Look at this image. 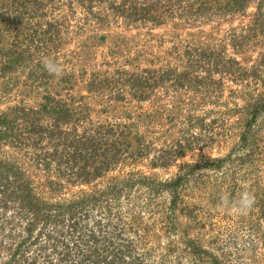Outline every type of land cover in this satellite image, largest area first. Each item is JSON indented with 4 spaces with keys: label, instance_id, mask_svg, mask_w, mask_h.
Instances as JSON below:
<instances>
[{
    "label": "trees",
    "instance_id": "trees-1",
    "mask_svg": "<svg viewBox=\"0 0 264 264\" xmlns=\"http://www.w3.org/2000/svg\"><path fill=\"white\" fill-rule=\"evenodd\" d=\"M213 1L208 6V0H191L181 16L216 12L218 6L228 14L241 13L255 3L242 39L232 32L227 42L189 39L175 44L172 52L182 56L184 71L166 66L141 74L113 68L115 51L100 62L106 69L83 76L85 86L95 92L123 81L143 98L156 81L194 93L191 106L213 104L204 115L191 107L187 125L213 132L199 143L203 147L232 138L230 151L184 161L170 177L159 179L125 168L126 161L143 157L154 144L126 123L91 121L87 95L72 93L78 83L68 67L60 76L50 75L42 60L59 54L77 27V32L87 31L79 33L82 40L105 39L104 27L152 24L158 12L174 13L175 1L0 0V71L22 66L29 70L30 83L46 89L37 104L22 99L0 111V264L238 263L235 252L247 248V241L241 248L235 243L246 236L248 226L259 232L264 228V175L242 173L264 169V57L253 64L237 58L252 38L264 35V0ZM197 4L203 12L195 10ZM228 45L232 54L224 51ZM230 81L240 88L228 85ZM225 91L232 102L244 103L208 119L225 105ZM172 107L180 113L176 104ZM232 112L237 113L233 120ZM196 144L178 138L169 147L155 146L151 164L170 166ZM223 168L230 169V188L217 176ZM244 190L253 194L251 209L236 215L241 219L215 221L214 211L224 198L233 202ZM94 206L100 209L93 215Z\"/></svg>",
    "mask_w": 264,
    "mask_h": 264
},
{
    "label": "rangeland",
    "instance_id": "rangeland-1",
    "mask_svg": "<svg viewBox=\"0 0 264 264\" xmlns=\"http://www.w3.org/2000/svg\"><path fill=\"white\" fill-rule=\"evenodd\" d=\"M174 1L172 4L174 13L171 11H168L166 14L158 12L156 20L152 24L133 22V24L128 25L122 22H116L107 28L104 27L102 31L105 34V39L98 40V38L85 37L82 40L80 39L82 37L79 33L87 31L77 32V27L74 29L71 37L68 36L69 39L66 40L63 45L64 48L60 50V53L57 55L53 53L51 56L62 67H68L69 71H71L77 80L76 83L78 85H75L72 93L75 91L87 95L85 99V104L87 105L86 111L89 112L87 116L91 121L126 123L130 125L129 127L133 131H137V133L143 135L146 141L154 144L151 149L152 151L150 150L143 157L140 156L133 161H126L125 168L127 171L132 169L134 171L141 170L152 174L151 176L154 177L157 175L159 179L170 177L179 169L180 163L184 161L225 156L230 151L234 145L232 138L229 137L227 140L225 138H222V140L219 138L220 142L218 139L211 146L208 147L206 145L203 147L199 143L203 139L209 138L207 135H211L213 132L209 134L208 129L202 130L199 126L191 128L190 126L192 125H187L186 114L191 107H194V113L197 115H204L207 110L214 108L213 104L203 106L195 104L191 106L190 101L197 97L194 93L175 91L173 89L174 86L171 87L169 83H166V85L162 82L159 84V82L156 83L155 81L154 83V73H151L153 77L150 80L151 82L153 81L155 88L153 90L150 88L148 92H145L143 98L136 96L133 93L134 89L131 85L123 84V81L121 84L113 87L110 85V87L104 88L99 92L88 90L85 86L86 80L83 79V76L91 78L90 74L93 70L100 71L106 69L105 66L100 65V62H103L105 58L112 57L115 51L118 54L116 58L113 57L116 61V63L112 64V66L115 65L113 68L121 66L127 69V71H135L141 74L148 68L157 69L166 66L184 71L186 65L184 64L182 56L178 53L174 55L172 52L175 51V44L184 43L189 39H195L205 44H215L224 40L227 42L232 32L236 34L237 38L242 39V36L247 33V29H243V26L252 22L256 9L255 3H251L246 11L228 14L227 11H224L218 6L215 8L218 10L216 12L211 10L207 12L206 9L207 14H195L191 18L181 16V13L185 12L184 7L191 0ZM211 1L208 0V6L211 4ZM218 1L222 3L221 5H224L227 0H214L213 3ZM195 10L203 12L198 8V4L195 6ZM183 49L182 46L180 52ZM55 51L57 53L58 49L56 48ZM224 51L229 54L234 52L231 45H228ZM263 57L264 35L252 38L247 43V47L237 55V58L245 64L257 63ZM36 59L38 60V57ZM113 68L111 72H113ZM28 71V69L23 70L22 66L20 69L12 72L6 73L0 71V111L22 99L29 101L30 105H32L37 104L43 98L42 94L45 93L46 89L42 85L38 86L37 82L35 84L30 83L31 80L28 78ZM228 85L240 88V85L233 84L231 81ZM69 92L71 91L69 90ZM65 93V91H62L61 95ZM224 93L225 105L217 107L218 112L208 115V119L213 120L215 117L225 116L227 111H232L235 108L236 103H240V105L244 103L242 100L232 102L233 99L230 97L231 93L229 91H225ZM173 104L177 105L180 113H177V109L172 107ZM166 108L169 113H166ZM231 114V120H233L237 113L232 112ZM169 117H173V119H167ZM227 117H229V114ZM228 123L230 125V121ZM178 138H187L189 141H196L195 149L188 151L185 156L176 160L170 166L158 165L156 167L152 165L151 158L154 156V152H156L155 146L158 148L169 147ZM134 146H136L135 141H133L132 147ZM227 170L230 169H221L217 176L219 177V181H224L230 188V184L232 183L230 179L231 174ZM248 172L258 178H262V175H264V169L250 168L247 171H242L243 174ZM99 209V207L93 208V215ZM102 209H104L103 206ZM236 215L238 214H232L227 211L222 201L217 211H214L213 219L220 221V223H225L228 222L227 219L229 217H237ZM239 217L241 219L242 215H239ZM208 219H212V216H209ZM252 236L258 240L256 242L250 240ZM237 242L234 243L239 248L245 243L247 248H244L243 251L235 252L236 262L245 264L244 261H248V264H264V228L259 232L258 229L253 231V228L248 226L246 236L240 240L238 239ZM228 249L234 248L231 246ZM238 258H241V260L238 261Z\"/></svg>",
    "mask_w": 264,
    "mask_h": 264
},
{
    "label": "clouds",
    "instance_id": "clouds-1",
    "mask_svg": "<svg viewBox=\"0 0 264 264\" xmlns=\"http://www.w3.org/2000/svg\"><path fill=\"white\" fill-rule=\"evenodd\" d=\"M43 68L50 75L60 76L63 73L62 65L55 59L51 57H46L42 60ZM224 207L227 211L232 214H245L247 213L253 203V194L247 190L242 191L235 201L230 202L226 197L223 200Z\"/></svg>",
    "mask_w": 264,
    "mask_h": 264
}]
</instances>
